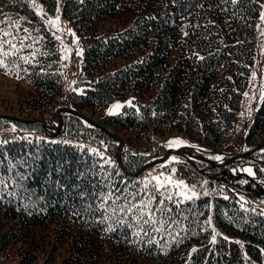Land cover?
I'll return each instance as SVG.
<instances>
[{
    "label": "trees",
    "instance_id": "16d2710c",
    "mask_svg": "<svg viewBox=\"0 0 264 264\" xmlns=\"http://www.w3.org/2000/svg\"><path fill=\"white\" fill-rule=\"evenodd\" d=\"M58 3L0 0V40L7 41L0 59L28 86L18 95L20 119L0 116V130L14 122L33 133L1 137V258L15 264H264V97L240 140L249 145L240 153H251L242 160L254 175L236 161L214 166L184 156L175 168L198 196L157 193L155 225L120 211L130 194L139 193L133 203L148 200L144 184L162 163L135 173L167 153L157 135L181 131L202 141L206 152H223L249 86L264 0H64L63 14L83 47V91H70L61 103L95 112L130 91L153 98L102 115V127L63 111L57 135L51 130L60 124L64 60L37 9L53 14ZM107 19L126 27L101 32L97 25ZM145 140L153 143L149 153L131 144ZM233 156L224 150L221 158Z\"/></svg>",
    "mask_w": 264,
    "mask_h": 264
},
{
    "label": "rangeland",
    "instance_id": "374dc122",
    "mask_svg": "<svg viewBox=\"0 0 264 264\" xmlns=\"http://www.w3.org/2000/svg\"><path fill=\"white\" fill-rule=\"evenodd\" d=\"M63 4L64 0H59L56 12L48 15H44L43 9L41 7H38L37 9L39 14H43L47 24L50 26L55 37L57 38L62 52V58L64 60V88L58 96V104L56 105L58 107V112L61 111L59 113L60 119H62L61 113L63 112V109L70 108L68 104L63 105V103H61L62 100L67 97L70 91H76L79 93L83 91V86L78 85V78L82 70L83 47L80 44V36L77 32L75 24L63 14ZM57 17L59 18L58 20ZM262 17H264V3L257 21L258 39L256 43V58L251 71L249 86L244 93L242 108L238 114L234 129L228 136L227 145L224 147L225 151H232L236 153V156H233V158L229 160H223L221 156L224 154V150H221L223 152H206V146L202 141L193 139L181 131L169 132L163 135H157L156 137L160 141V144L166 148L167 153L161 158L152 159V161L162 159L167 155L168 156L164 161L158 162L159 164L162 163V167L160 169L150 170L148 176L152 179L153 176H161V174H164V176L171 175L174 182L183 181L184 185L187 186L186 188L177 189L174 186L169 188L176 194L180 191H186L189 195H191L193 191L196 193V196L200 194L198 188L192 186L187 181V179L175 168V164L182 161L184 156L190 158H196L200 155L202 157L206 156V159L212 160L216 163H224L226 161L222 165H227L236 161V163H239V167L242 171L247 172L245 169H251L252 173L250 175H254V166L252 164L244 165L242 160L243 157H248L251 153H240V151L248 150L249 145H241L240 140L249 129L255 112L260 106L264 97V18ZM50 21H55V23H50ZM97 26L101 32L123 30L126 27V25L123 23L112 19L104 20ZM124 64L125 61L122 60L119 62L118 66L121 67ZM8 67L11 71L0 69V116L20 119L19 116H21V114L19 107L17 106L19 105L18 95L19 93H25L28 90V86L24 80L20 79L13 66ZM152 98L153 95L151 93H136L135 91H130L125 96L115 99L103 109L97 110L95 112L93 110H84L81 113L98 123L102 115L120 113L126 106L139 107L141 104L150 102ZM115 105H120V107L115 108ZM45 128L50 129L49 125L46 123ZM59 132L58 130L56 131V128H52L51 130L52 134L58 135ZM3 135H15L21 138H31L33 133L17 127L13 122L4 129L0 130V142ZM116 135L121 139V141H123V138L128 140L127 135L124 132H118ZM174 140H179L181 143L173 144L171 147H169L170 142ZM131 144L139 146L141 148V152L143 153H149L153 147V143L150 140L132 142ZM215 157H220L221 159H215ZM247 173L249 174V172ZM163 178L164 177L161 176V179ZM48 251L49 250L46 252ZM46 252L39 254V260L41 262L44 260L47 254ZM1 257L2 253H0V264H15V260H3Z\"/></svg>",
    "mask_w": 264,
    "mask_h": 264
},
{
    "label": "snow or ice",
    "instance_id": "6c2138e0",
    "mask_svg": "<svg viewBox=\"0 0 264 264\" xmlns=\"http://www.w3.org/2000/svg\"><path fill=\"white\" fill-rule=\"evenodd\" d=\"M233 2L235 3L236 0H233ZM262 18H264V17H262ZM58 19L59 18L57 17V20ZM50 23L54 24L55 21H50ZM25 31H27V30L25 29ZM9 35H11V34L7 33V32L4 33V36H9ZM5 42H7V41L0 40V44L5 43ZM10 47L15 48L16 46L14 44H10ZM3 56L7 57L8 52H6V51L3 52ZM0 68L11 71L8 67V64L5 63L4 59H0ZM114 107L119 108L120 105H115ZM179 143H181V141L174 140V141L170 142L169 147H171L173 144H179ZM93 151H95V150H93ZM215 159H221V158L215 157ZM245 171L249 172V174L252 173L251 169H245ZM161 176H163L164 178L161 179ZM161 176H153L150 181H148L147 183L144 184V191H145V194L148 196L147 202H145L144 198L142 197L139 202L133 203V201L136 200V197L139 195V193L130 194L131 199H128V197L124 198L127 201V204L124 207H121L120 211L125 212L126 214L135 215L138 223L142 221L143 224L155 225L157 223V221L154 218L155 209H153L151 207L152 201L155 199V195L157 193H159L161 196H163L165 193H167L169 191V188L173 187V186L177 189H183V188L187 187L186 185H184L183 181L174 182L171 175L164 176V174H161ZM152 181H155V184L153 185V188L151 189V193H149L148 188H149V184L152 183ZM205 194H207V193H205ZM112 195H114V194L110 193L106 199H111ZM177 195L182 197L183 200H191V199H193V197L196 196V193L193 191L192 194L189 195L186 191H180L177 193ZM119 199H120V197L116 196V200H119ZM165 199L168 201H173V195L168 194L165 197ZM179 202H182V201H178L177 203H179ZM158 203L164 204L165 200L161 199L158 201ZM168 211H171V209H168ZM145 216H147L148 218L145 219ZM210 222L211 221L209 220V223ZM117 223H123V221L118 220ZM156 230L159 231L160 229L157 228ZM215 242H216V237L213 236L212 243H215ZM193 251H195V249H193Z\"/></svg>",
    "mask_w": 264,
    "mask_h": 264
},
{
    "label": "water",
    "instance_id": "95a60500",
    "mask_svg": "<svg viewBox=\"0 0 264 264\" xmlns=\"http://www.w3.org/2000/svg\"><path fill=\"white\" fill-rule=\"evenodd\" d=\"M63 111H68V112H71V113H73V114H76V115L82 117L84 120L88 121L89 123H91V124H93V125H95V126L102 127V125H100L99 123L93 121L92 119H90L89 117H87L86 115H84L83 113H81V112H79V111H77V110H74V109H71V108H66V109H63ZM60 112H61V111H59L58 113H60ZM62 122H63L62 119H60V124H59V126H58V132H59L61 126H62ZM122 145H123V143L121 142L120 149H121ZM169 154H170V153H169ZM167 156H168V155H167ZM167 156L163 157L162 159H159V160L152 161V162L148 163V164L145 165L140 171H138L137 173H135V175L138 176V175H140V174H141L146 168L151 167V166L155 165L156 163H158V162H160V161H164V160L167 158ZM199 158H200V159H203V160H206V161H208L209 163H211L212 165H216V166L222 165V164H224V163L226 162V161H225L224 163H216V162H214V161H212V160H209V159H206L205 157H202V156H200ZM118 159H119V162H120V157H119V155H118ZM227 162H228V161H227Z\"/></svg>",
    "mask_w": 264,
    "mask_h": 264
}]
</instances>
